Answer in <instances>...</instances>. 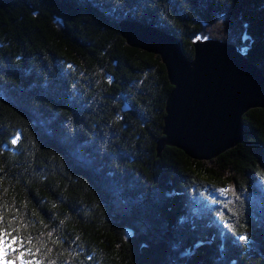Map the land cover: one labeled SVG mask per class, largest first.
<instances>
[{
    "label": "trees",
    "instance_id": "1",
    "mask_svg": "<svg viewBox=\"0 0 264 264\" xmlns=\"http://www.w3.org/2000/svg\"><path fill=\"white\" fill-rule=\"evenodd\" d=\"M123 19L264 72V0H0V237L20 264H264V108L214 160L159 156L173 87Z\"/></svg>",
    "mask_w": 264,
    "mask_h": 264
},
{
    "label": "water",
    "instance_id": "2",
    "mask_svg": "<svg viewBox=\"0 0 264 264\" xmlns=\"http://www.w3.org/2000/svg\"><path fill=\"white\" fill-rule=\"evenodd\" d=\"M120 30L130 47L161 57L173 87L157 142L159 156L171 147L193 160L211 161L245 142L243 116L264 108V72L246 54L235 45L195 37L190 61L173 35L131 21L121 22ZM226 48L229 53L216 50ZM221 65L231 68L232 78Z\"/></svg>",
    "mask_w": 264,
    "mask_h": 264
},
{
    "label": "rangeland",
    "instance_id": "3",
    "mask_svg": "<svg viewBox=\"0 0 264 264\" xmlns=\"http://www.w3.org/2000/svg\"><path fill=\"white\" fill-rule=\"evenodd\" d=\"M257 66V65H256ZM208 162V161H207ZM134 198V197H133ZM135 201H136V199H135ZM146 210H147V214H145L144 212H143V210L141 211V213L139 212L138 214H140V216L139 217H145L144 219L146 220L144 223H146V225H148V223H147V220L149 219H151L150 220V222L152 223V225H151V227H153V228H155L156 229V227H157V230H160L161 229V231H162V233H163V235L166 237V238H169V235H168V232H169V230H166V228L167 227H169V225H170V222L169 221H165V218H162V220L161 221H154V220H157L158 219V217L156 218V215H155V213H156V210L154 209L153 210V208H151V206L150 207H147V208H145ZM147 216V218H146V216ZM180 218V217H179ZM172 219H173V216H172ZM160 220V219H159ZM165 221V222H164ZM174 221H176V219L174 220ZM184 221V222H183ZM183 221H181V222H178L179 223V225L181 226V227H183L184 228V226H183V223H185V222H187V221H189V220H187V219H184ZM164 222V223H163ZM174 223V222H173ZM159 225L160 227H158V226H156V225ZM164 224H166V226L164 225ZM162 225V226H161ZM165 226V227H164ZM188 228H189V230L187 231L189 234H191V231L193 230L192 229V225H190V226H187ZM163 236V237H164ZM164 237V238H165ZM165 238V239H166ZM167 240V239H166ZM170 240H171V238H170ZM168 242V241H167ZM7 249H8V247H7ZM6 249V250H7ZM184 251H186V250H184Z\"/></svg>",
    "mask_w": 264,
    "mask_h": 264
},
{
    "label": "snow or ice",
    "instance_id": "4",
    "mask_svg": "<svg viewBox=\"0 0 264 264\" xmlns=\"http://www.w3.org/2000/svg\"><path fill=\"white\" fill-rule=\"evenodd\" d=\"M18 139H19V137L17 136L16 139H14L12 141V143H16ZM241 239H245L246 240L247 237L246 236L245 237H241ZM13 243H15V239H13ZM5 247H7V245L5 244L3 238L0 237V262H2V264H9V262L4 259V249H5ZM12 250L15 251V249H12ZM21 255H23V253H21Z\"/></svg>",
    "mask_w": 264,
    "mask_h": 264
},
{
    "label": "bare ground",
    "instance_id": "5",
    "mask_svg": "<svg viewBox=\"0 0 264 264\" xmlns=\"http://www.w3.org/2000/svg\"><path fill=\"white\" fill-rule=\"evenodd\" d=\"M222 43H225V42H222ZM227 44V43H226ZM222 48H224L225 49V47H223L222 46ZM219 53H229V49H227L226 48V50L224 51V50H218V49H216ZM217 64H219V62H217ZM221 70L222 71H225L226 72V76L228 77V78H232L231 76H230V72H231V68L229 67L228 69L224 66V65H221Z\"/></svg>",
    "mask_w": 264,
    "mask_h": 264
}]
</instances>
